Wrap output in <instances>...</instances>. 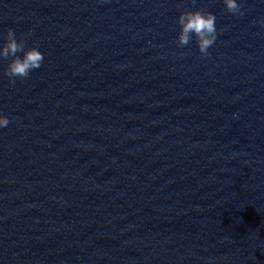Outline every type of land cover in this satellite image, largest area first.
I'll return each mask as SVG.
<instances>
[{
  "label": "clouds",
  "instance_id": "clouds-1",
  "mask_svg": "<svg viewBox=\"0 0 264 264\" xmlns=\"http://www.w3.org/2000/svg\"><path fill=\"white\" fill-rule=\"evenodd\" d=\"M196 0H192L195 4ZM226 11L234 15L243 16L245 13L243 3L237 0H223ZM181 31L178 35L179 46H187L195 37L198 50L203 56L210 55L209 49L217 39L216 16L204 9L183 11L177 19ZM257 23L264 26V17L258 18ZM26 40H17L12 28L7 30L6 41L0 46V58L9 59L5 75L11 85H15L17 79L29 78L33 70L39 69L44 61V55L37 46L26 48ZM22 53L23 55H19ZM9 118L0 113V128L9 125Z\"/></svg>",
  "mask_w": 264,
  "mask_h": 264
}]
</instances>
